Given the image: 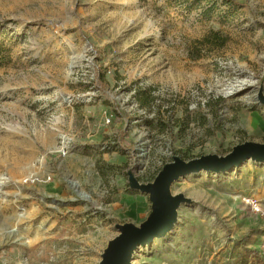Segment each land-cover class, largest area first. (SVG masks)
I'll list each match as a JSON object with an SVG mask.
<instances>
[{
	"label": "rangeland",
	"instance_id": "rangeland-1",
	"mask_svg": "<svg viewBox=\"0 0 264 264\" xmlns=\"http://www.w3.org/2000/svg\"><path fill=\"white\" fill-rule=\"evenodd\" d=\"M261 92L264 0H0V264H99L151 212L128 173L264 143ZM172 193L193 204L133 264L264 258V164Z\"/></svg>",
	"mask_w": 264,
	"mask_h": 264
},
{
	"label": "water",
	"instance_id": "water-1",
	"mask_svg": "<svg viewBox=\"0 0 264 264\" xmlns=\"http://www.w3.org/2000/svg\"><path fill=\"white\" fill-rule=\"evenodd\" d=\"M259 101L264 105V94ZM252 161L264 164V143L247 141L235 146L227 155H203L191 160L175 156L150 183H142L132 172L128 173L131 190L149 197L151 212L139 226L133 223L117 224L118 234L111 239L101 255L99 264H133L136 251L166 238L177 227L179 209L192 205L193 200L184 194L174 195L172 186L181 178L206 173H227Z\"/></svg>",
	"mask_w": 264,
	"mask_h": 264
},
{
	"label": "trees",
	"instance_id": "trees-1",
	"mask_svg": "<svg viewBox=\"0 0 264 264\" xmlns=\"http://www.w3.org/2000/svg\"><path fill=\"white\" fill-rule=\"evenodd\" d=\"M123 136H124V134H121V137H123ZM253 232L254 231H252V233ZM250 238H251L250 234L241 235L238 237V243L240 245L244 246ZM252 255H253V260H252L251 264H264L263 254H260L259 251H253Z\"/></svg>",
	"mask_w": 264,
	"mask_h": 264
},
{
	"label": "built area",
	"instance_id": "built-area-1",
	"mask_svg": "<svg viewBox=\"0 0 264 264\" xmlns=\"http://www.w3.org/2000/svg\"><path fill=\"white\" fill-rule=\"evenodd\" d=\"M247 203L251 206V208L253 209V211L260 212V208H259V205H258L257 202H255L253 200H250V201H247Z\"/></svg>",
	"mask_w": 264,
	"mask_h": 264
}]
</instances>
